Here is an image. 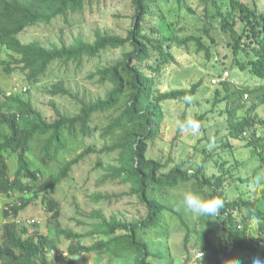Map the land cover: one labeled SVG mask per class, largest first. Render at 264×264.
I'll use <instances>...</instances> for the list:
<instances>
[{
  "label": "trees",
  "instance_id": "obj_1",
  "mask_svg": "<svg viewBox=\"0 0 264 264\" xmlns=\"http://www.w3.org/2000/svg\"><path fill=\"white\" fill-rule=\"evenodd\" d=\"M99 1L0 0V45L10 51L9 60L0 61L6 75L10 76L11 72L18 70L28 82L35 83L55 61L81 65L85 60L99 57L110 49L124 48L119 58L97 66L89 73V77H96L109 87L103 96L85 102L80 100L79 110L73 115L56 111V116L48 119L32 105L24 92L7 94L0 89V194L8 199L2 215L11 217L1 229L0 264H52L48 262L47 254H53L63 238L70 241L65 264H74L77 257L84 253L101 250L108 253L111 259L119 260V264H160L165 254L151 248L148 239L150 231L162 234L166 239L170 236L169 227L163 221L169 208L159 195H168L169 190L189 182L198 188L207 186V196H218L225 200L219 214L211 217L214 223L198 230L199 250L204 256L201 262L200 259L196 261L222 264L220 256L233 254L234 251L248 253L250 264L253 257L264 258V183L257 186L253 198L240 196L228 199L225 195L227 180L230 183L236 178H243H235L232 167L225 168L224 161L217 163L220 172L209 175L201 163L193 171L184 168L183 163H175L165 170L166 163L147 155L150 143L159 133L163 115L161 102L189 98L196 93L200 84L197 82L189 88L161 92L155 88L154 74L161 65L174 59L170 52L174 44L187 47L193 41L196 50L204 51L209 57V48L201 35L182 38L175 33L162 35L155 26H151L154 35H150L144 24L148 16L154 15L152 9L156 0H131L133 21L126 35L104 30L96 32L92 40L77 35L69 43L50 42L49 45L36 40L22 43L18 38L20 32L29 26L48 24L57 17L82 13L85 6ZM186 1L176 0V3L195 13L196 10ZM198 1L203 4L205 35L214 41L212 29L218 27L228 37L227 44L232 49L234 64L264 80V8L261 9L258 0ZM221 83L227 93L221 95L216 88L212 105L231 97L238 101L233 107L227 102L228 105L222 110L228 137L244 139L252 154L264 160V115L260 116L256 110L264 104V84L236 87L229 91L228 81L222 80ZM46 90L51 96L69 95L76 98L64 79L50 83ZM245 95H250L253 102L244 113L238 114L237 109L245 105ZM110 110H114V113H110L108 123L100 128L101 137L117 129H122V133L112 145L101 148L102 151H118L117 164L110 166L109 175L118 178L120 183L130 184L127 195H136L146 214L138 219L123 220L114 216L104 218L98 211L92 212L90 217L95 221L91 222L90 230L78 233L62 227L60 203L48 197L47 193L94 148L88 147L75 159L65 162L55 176L36 189L35 182L40 178L42 169L29 159L33 151L32 142L36 140L41 143L40 156L46 159L56 157L66 145V135H92L89 124L91 117ZM205 116L206 112H201L193 114L191 118L199 122ZM185 117L186 112H183L180 121H184ZM224 145L231 146L229 143ZM10 158H15L13 173H10ZM15 193L19 194L14 197ZM40 195L43 206L49 212L47 233H27V225L20 222L18 228L15 217ZM105 197L109 195L105 194ZM171 211L175 212L173 209ZM179 220L185 226L182 244L188 252L191 228L182 217ZM87 237L91 241H87Z\"/></svg>",
  "mask_w": 264,
  "mask_h": 264
},
{
  "label": "rangeland",
  "instance_id": "obj_2",
  "mask_svg": "<svg viewBox=\"0 0 264 264\" xmlns=\"http://www.w3.org/2000/svg\"><path fill=\"white\" fill-rule=\"evenodd\" d=\"M258 2L261 9L264 8V0H258ZM186 3L196 12L192 13L185 7L178 6L176 0L154 1L152 9L154 15L146 18L144 26L150 35H154L150 30L151 26L159 28L162 35L175 33L178 38L201 35L209 48L210 55L206 57L204 51H197L193 41H190L187 47L174 44L170 49L174 59L161 65L159 71L154 74L155 88L161 92L175 88H189L197 82L200 84L196 93L189 98L169 99L161 102L163 115L159 133L150 143L147 155L159 158L166 163L165 170L175 163H183L184 168H190L193 171L201 163L209 175L216 171L220 172L217 163L224 161L225 168L232 167V174L235 178H243V180L236 178L230 183L227 180L225 195L228 199H237L240 196L253 198L257 186L264 183V160L252 154L250 147L245 145L244 139L228 137L225 113H222V110L228 105L227 102L233 107L238 104V101L231 97L215 105H212V102L216 88L220 90L221 95L227 93L221 83L222 80L228 81L229 91L236 87L260 86L264 84V80L250 75L246 70H241L234 64L232 49L227 44L228 37L219 31L218 27L212 29L214 41L205 35L201 2L187 0ZM132 13L131 0H101L93 3L92 6H85L82 13L57 17L48 24L29 26L20 32L18 38L22 43L36 40L49 45L50 42L69 43L77 35L92 40L96 32L104 30L126 35L132 26ZM128 48L131 47L128 46ZM123 49H110L99 57L85 60L81 65H76L74 62L55 61L35 83L28 82L24 74L18 70L7 76L0 63V89L2 88L7 94L24 92L32 105L48 119L55 117L56 111L73 115L79 110L80 100L85 102L104 95L109 85L100 83L96 77H89V73L97 66L119 58ZM9 53V50L0 46V61L9 60ZM57 79H64L71 92L76 94V98L69 95L51 96L48 94L46 88ZM243 100L245 105L237 109L238 114L244 113L248 105L253 102L250 95H245ZM256 110L260 116L264 115V104ZM111 112L114 113V110L98 112L91 117L89 124L92 135L84 137L79 134L66 135L65 147L51 159L40 156L41 143L36 140L32 142L33 151L29 159L42 169L40 178L35 182L36 189L46 184L51 176H55L65 162L75 159L88 147L94 148V151L86 153L75 163L69 175L51 187L47 193L48 197L60 203L62 227L78 233L90 230L91 222L95 221L90 217L92 212L98 211L99 215L104 218L114 216L123 220L138 219L146 214L145 208L136 195H127L130 184L120 183L118 178L109 175L110 166L117 164L118 151H102L101 148L112 145L122 133V129H117L101 137L100 128L108 123ZM183 112H186L185 120L191 118L193 114L206 112L205 118L199 121L198 133L192 134L191 130L182 132L178 129L177 121H180ZM226 143L231 146L224 145ZM8 162L10 173H13L15 158H10ZM227 178L229 179V176ZM187 189L196 190L207 196V186L198 188L192 185V182L169 190L168 195H159L161 201L169 208L164 214L163 221L169 227L170 236L166 239L162 234L150 231L148 239L151 248L161 250L165 254L160 259V264H202L196 261L199 260L201 254L198 230L214 222L211 218L195 214L184 207L182 200ZM18 194L15 193L14 197ZM105 194L109 197H105ZM41 197L42 195L15 217L18 228L20 222L27 225V233L35 231L47 233L46 224L49 212L43 206ZM7 202L8 199L0 194V242L2 225L11 218H5L2 215L6 211L5 203ZM179 217H182L191 228L187 242L188 252L182 244L185 226ZM86 240L91 241L90 237ZM215 240L217 241L216 238ZM69 242L63 238L54 253L47 254L48 262L65 264L68 260ZM188 256L189 259H187ZM220 258L222 264L230 260L250 264V256L244 252L234 251L233 254H222ZM108 263L119 264V260L111 259L108 253L101 250L78 256L74 264Z\"/></svg>",
  "mask_w": 264,
  "mask_h": 264
},
{
  "label": "clouds",
  "instance_id": "obj_3",
  "mask_svg": "<svg viewBox=\"0 0 264 264\" xmlns=\"http://www.w3.org/2000/svg\"><path fill=\"white\" fill-rule=\"evenodd\" d=\"M177 127L182 132L191 130L192 134H196L199 131L200 124L195 118H188L184 121H177ZM182 203L189 211L200 216L211 218L219 214L225 205V200L218 196H205L196 190L187 189L183 194ZM33 233H36V231ZM202 255L203 253L201 251L199 257L200 262ZM225 264H241V262L239 260H230L226 261ZM251 264H264V258L260 256L253 257Z\"/></svg>",
  "mask_w": 264,
  "mask_h": 264
},
{
  "label": "built area",
  "instance_id": "obj_4",
  "mask_svg": "<svg viewBox=\"0 0 264 264\" xmlns=\"http://www.w3.org/2000/svg\"><path fill=\"white\" fill-rule=\"evenodd\" d=\"M260 244H262V242H260Z\"/></svg>",
  "mask_w": 264,
  "mask_h": 264
}]
</instances>
